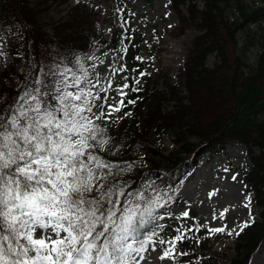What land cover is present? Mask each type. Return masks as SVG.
<instances>
[{
  "label": "snow or ice",
  "instance_id": "6c2138e0",
  "mask_svg": "<svg viewBox=\"0 0 264 264\" xmlns=\"http://www.w3.org/2000/svg\"><path fill=\"white\" fill-rule=\"evenodd\" d=\"M2 32L0 62L6 66ZM90 67L91 72L76 54L71 60L54 59L0 109V264H138V257L147 264L144 253L150 245L156 251L153 237L163 228L157 210L172 197L165 199L166 193L161 194L148 174L133 180V164L101 155L120 150L109 129L131 116L119 113L135 105L136 100L125 103V98L140 89L127 82L113 89L110 76L126 71L123 67L112 68L104 78L107 88L96 65ZM113 90L119 99L108 96ZM230 179L236 181L237 176ZM252 203L249 192L243 202L249 219L237 226L239 231L225 223L208 227V233L239 235L254 222ZM187 217L188 211L173 216ZM175 231L171 240H158L159 245H170L159 260L188 255L178 250V242L187 236L181 228Z\"/></svg>",
  "mask_w": 264,
  "mask_h": 264
},
{
  "label": "trees",
  "instance_id": "16d2710c",
  "mask_svg": "<svg viewBox=\"0 0 264 264\" xmlns=\"http://www.w3.org/2000/svg\"><path fill=\"white\" fill-rule=\"evenodd\" d=\"M50 1L64 5L68 0H38L34 4L29 0H0V30L6 52L12 58L0 80V109L11 103L17 89L26 82L32 84L40 69L47 68L54 59L67 56L71 60L73 54L85 57L93 48H106L125 57L132 73L129 86L140 90L125 98V103L127 99L136 103L125 108L133 112L132 120L123 119L122 131L117 134L121 145H125L119 152L122 157L104 156L114 163L133 164V180L148 174L147 178L159 186L161 194L166 193L165 199L172 197L165 207L157 210L163 217L159 221L163 228L157 229L158 235L153 240L163 234L166 241L174 237L166 236V225L175 219L173 216H178L172 212V206L180 204L177 193L188 174L209 154H219L229 142L236 141L247 148L250 164L244 179L254 193L255 204L262 209L260 221L239 236L232 261V264H250L264 242V36L255 43L260 48L255 62L250 64L238 58L235 68L226 53V38L237 46L236 32L249 29L251 36L253 25H263L264 0H253L257 6L251 10L245 7V0H207L203 10L197 7L196 0H168L169 8L179 18L177 33L184 35L189 28L206 32L193 40L177 81L171 83L163 75V90L151 86V75H139L144 65L136 59L140 56L139 42L124 51L125 38L118 30L100 31L93 19L96 12L77 6L63 20L50 25L45 18ZM181 6L186 7L188 17L182 14ZM229 8L240 16L239 20L223 22ZM247 49L245 46L243 51ZM213 55L220 64L209 69L207 60ZM136 79L141 81L139 85L135 84ZM167 137H172L177 147L168 155L158 143ZM178 221L180 225L186 223L183 218ZM193 229L197 231V226ZM202 230L197 231L199 236L205 234ZM206 245L196 241L178 242V250L188 253L181 256L178 264H217Z\"/></svg>",
  "mask_w": 264,
  "mask_h": 264
},
{
  "label": "rangeland",
  "instance_id": "374dc122",
  "mask_svg": "<svg viewBox=\"0 0 264 264\" xmlns=\"http://www.w3.org/2000/svg\"><path fill=\"white\" fill-rule=\"evenodd\" d=\"M32 4L37 3L38 0H29ZM205 1L198 0L197 5L200 10H203ZM168 0H68L67 4H60L59 2H49V12L45 16L47 22L51 25L58 23L69 13L73 8L81 7L85 11H95L96 16L93 18L96 21L97 28L102 32H113L114 29L118 30L123 40V48L128 49V46H136L137 42L140 45L142 59L138 60L140 63H144L142 72L150 74L152 76L151 86H156L159 90L164 89L163 78H167L171 83H175L178 78V74L183 70L185 60L188 55L189 49L192 47V42L197 37L204 35L206 31H199L198 29L189 28L184 35L174 31L178 25V17L175 12L168 8ZM235 4V2H233ZM245 7L252 9L257 6L253 0H245ZM180 10L186 17L188 16L186 7L181 6ZM234 9L229 8L224 14L223 22H235L239 20L240 16L237 13H233ZM121 17L123 19H121ZM221 19V16L219 17ZM123 25V26H122ZM121 29V30H120ZM263 29V30H262ZM110 30V31H109ZM250 32L253 35H249L248 31L236 32L237 46H235L229 39L226 38V53L229 57V61L236 67L237 59L241 58V61H248L253 64L258 58L260 48L255 46L258 39L264 36V23L261 26H252ZM176 35V36H175ZM253 47L251 46V41ZM245 46H248L246 51ZM251 47V48H250ZM5 50V49H3ZM248 51V52H247ZM5 52V51H4ZM6 53V52H5ZM87 56L94 57L92 60L81 58L86 67L91 72V65L95 64V71L101 76V83L107 88V80L104 79L110 76L112 68L120 69L123 67L126 71H118L115 75H111L112 87L115 89L118 85L124 84L123 77H128V82L132 81L129 75L130 66H127L124 57L120 55L112 54L109 49H96L93 48ZM3 58H0L2 61ZM7 65L0 62V80L5 70L8 69L12 59L6 55ZM103 61V63H101ZM220 64V61L216 55L209 57L207 66L209 69H214L215 66ZM25 72V65L22 68ZM165 74V77L163 76ZM145 76V75H144ZM1 86V83H0ZM125 90V89H124ZM109 97L117 96L116 92L109 91ZM101 95H104L103 93ZM126 102V99H125ZM171 107L168 106V110ZM123 112H128L123 109L119 115H123ZM133 112L131 116L124 119L132 120ZM135 119V117H133ZM123 120L116 126L110 127L109 131L112 137H114L113 144L118 146L120 150L116 152V148L113 149L115 154L109 153L105 156L110 157H122L119 152L123 151L125 145H121V139H117V134L122 131ZM166 155L171 154L176 150V145L172 137H167L158 142ZM230 144L223 152L226 154L222 156L220 166L213 172H202V176L198 177L190 187L185 189V185L189 181L187 177L186 183L179 191V196L182 198L180 204L172 206V212L178 216L184 212H189V217L184 218L187 220L186 224L181 226L176 225V220L167 224L169 231L166 232V236H175L177 233L176 228H181L183 233L187 236L184 241H196L198 243H206L209 250L211 249V256L217 264H232V261L236 257L238 238L239 235L235 232L229 236L226 233H216L210 235L207 231L208 227L215 228L221 227L223 224L228 225V229L236 228L244 221L249 219V209L243 207L245 196L250 192L252 194V212L254 214V222L260 221L261 208L255 204L254 194L250 191L248 185L244 181V174L249 171V156L247 149L236 141L229 142ZM227 144V145H228ZM226 145V146H227ZM257 154L259 150L256 149ZM222 154V153H221ZM208 159V157H207ZM206 159V160H207ZM202 163L194 168L195 171ZM228 169V171H225ZM192 171V172H193ZM232 175L237 176L236 181H232L230 177ZM185 189V190H184ZM227 209V211H225ZM224 213V219H220V214ZM216 219H213V216ZM193 225H200L202 231L205 232L203 236H199L197 231L193 229ZM207 225V227H203ZM250 227V226H249ZM189 229H191L189 231ZM173 238V237H172ZM207 238L208 241H205ZM165 239V238H160ZM158 241V240H157ZM156 251H152L153 245L149 246V251L144 253L146 257H149L147 264H178L181 260V256L177 257L176 261H161L158 259L162 249L169 248L164 245H159L157 242L155 245ZM138 264H145L144 260L137 258ZM250 264H264V242L258 248L256 253L252 256Z\"/></svg>",
  "mask_w": 264,
  "mask_h": 264
},
{
  "label": "bare ground",
  "instance_id": "6f19581e",
  "mask_svg": "<svg viewBox=\"0 0 264 264\" xmlns=\"http://www.w3.org/2000/svg\"><path fill=\"white\" fill-rule=\"evenodd\" d=\"M256 26V25H254ZM230 144H228L226 146V151L229 148ZM228 147V148H227ZM226 151L223 152L220 155H216L213 157H208V159L204 162H202V164L195 170L193 171L190 176H189V181L187 182V184L185 185V189L190 187V185L198 178L201 177L202 172H213L215 171L219 166H220V162L222 160V156H224L226 154ZM184 189V190H185Z\"/></svg>",
  "mask_w": 264,
  "mask_h": 264
},
{
  "label": "flooded vegetation",
  "instance_id": "af4514ba",
  "mask_svg": "<svg viewBox=\"0 0 264 264\" xmlns=\"http://www.w3.org/2000/svg\"><path fill=\"white\" fill-rule=\"evenodd\" d=\"M263 6V5H262ZM263 9H264V6H263Z\"/></svg>",
  "mask_w": 264,
  "mask_h": 264
}]
</instances>
